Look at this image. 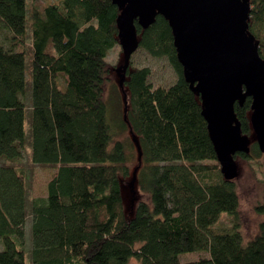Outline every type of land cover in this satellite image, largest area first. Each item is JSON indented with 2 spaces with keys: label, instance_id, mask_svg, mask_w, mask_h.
I'll return each mask as SVG.
<instances>
[{
  "label": "trees",
  "instance_id": "obj_1",
  "mask_svg": "<svg viewBox=\"0 0 264 264\" xmlns=\"http://www.w3.org/2000/svg\"><path fill=\"white\" fill-rule=\"evenodd\" d=\"M251 5L249 29L264 58V0ZM120 12L113 0H59L31 11L29 0H0V25L8 32L0 40V159L22 157L30 139L33 162L58 167L47 196L33 198L29 211L26 178L16 166L0 164V264H26L29 215L33 264H128L131 258L140 264H264V219L245 240L237 182L222 172L201 96L184 76L164 16L147 29L136 21L140 47L167 56L177 81L155 87L149 66H131L127 118L110 121L108 55L120 44ZM29 32L30 107L24 99ZM252 103L249 97L236 104L246 134L252 133ZM261 154L253 141L251 152L236 158ZM137 166L147 198L128 213L123 180ZM256 209L264 214V203ZM199 251L209 256L182 261L181 254Z\"/></svg>",
  "mask_w": 264,
  "mask_h": 264
},
{
  "label": "water",
  "instance_id": "obj_2",
  "mask_svg": "<svg viewBox=\"0 0 264 264\" xmlns=\"http://www.w3.org/2000/svg\"><path fill=\"white\" fill-rule=\"evenodd\" d=\"M121 10L119 41L124 64L116 71L127 118L126 88L131 58L140 47L136 21L143 29L164 16L173 31L183 73L194 92L201 96L203 115L226 179L239 174L236 156L250 153L252 139L243 132L236 104L253 99L251 125L264 153V58L259 41L249 29L251 0H113ZM142 162V149L133 133ZM139 164V166H140ZM137 166L131 185L138 181ZM135 192V191H134Z\"/></svg>",
  "mask_w": 264,
  "mask_h": 264
},
{
  "label": "rangeland",
  "instance_id": "obj_3",
  "mask_svg": "<svg viewBox=\"0 0 264 264\" xmlns=\"http://www.w3.org/2000/svg\"><path fill=\"white\" fill-rule=\"evenodd\" d=\"M59 0H29L30 11L35 7L42 8L44 5L51 2H58ZM62 1V0H60ZM7 31L0 25V40L6 41ZM27 61H28V80L29 88L28 94L25 96L27 105L31 106V61H32V37L29 32L27 36L26 47ZM108 62L112 69L111 79L106 87L105 99L109 108V119L114 124L119 123V116L124 115V98L119 85L120 76L116 69L124 64V52L122 46L119 44L113 48L108 55ZM132 67L149 66L151 68V83L156 86H170L178 79V73L168 59L167 56L156 57L150 54L147 50L139 47L131 58ZM130 66V67H131ZM30 115L31 111L28 109L26 117V135L30 138ZM129 134V131H124L122 135ZM121 135V136H122ZM252 141L256 139L255 132L252 128V133L248 134ZM238 163L239 174L235 179L238 185V192L240 195V212L242 222V232L245 240H249L259 230L260 222L264 219V214H260L256 207L258 204L264 203V153L259 157L246 160L242 157L236 158ZM0 164H12L17 167L20 173L26 178L28 189V210L32 199L36 197H46L48 194V184L50 180L57 174L58 167L50 165L36 164L32 160V149L30 147V139L27 140L26 149L22 157L16 160L0 159ZM133 175L128 179L123 180V192L125 200V208L129 213L137 202L142 198H147V195L139 190L138 183H136L134 190L131 185ZM135 191V192H134ZM223 224L227 225V220H223ZM32 223L31 215L28 216L25 224L26 237L24 239V247L26 249V264H33L31 256L32 247ZM202 256H209L207 251L187 252L181 254L182 261L197 260ZM128 264H140L137 258H131Z\"/></svg>",
  "mask_w": 264,
  "mask_h": 264
}]
</instances>
